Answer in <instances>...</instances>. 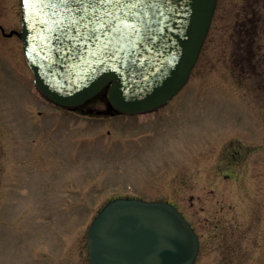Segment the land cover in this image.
I'll use <instances>...</instances> for the list:
<instances>
[{
    "label": "rangeland",
    "instance_id": "374dc122",
    "mask_svg": "<svg viewBox=\"0 0 264 264\" xmlns=\"http://www.w3.org/2000/svg\"><path fill=\"white\" fill-rule=\"evenodd\" d=\"M0 0V264H87L109 200L173 203L199 239L194 264H264V0H217L185 86L160 109H68L33 88Z\"/></svg>",
    "mask_w": 264,
    "mask_h": 264
},
{
    "label": "water",
    "instance_id": "95a60500",
    "mask_svg": "<svg viewBox=\"0 0 264 264\" xmlns=\"http://www.w3.org/2000/svg\"><path fill=\"white\" fill-rule=\"evenodd\" d=\"M216 2L114 0L85 14L61 0H20L17 34L46 100L77 107L105 89L116 111L144 113L187 82ZM86 244L88 264H194L199 249L172 203L126 197L102 207Z\"/></svg>",
    "mask_w": 264,
    "mask_h": 264
},
{
    "label": "snow or ice",
    "instance_id": "6c2138e0",
    "mask_svg": "<svg viewBox=\"0 0 264 264\" xmlns=\"http://www.w3.org/2000/svg\"><path fill=\"white\" fill-rule=\"evenodd\" d=\"M61 2L69 6V11H82L88 14L89 12L96 11L97 5L110 4L113 3L114 0H61ZM74 4L78 5L75 9L72 7ZM99 27H103V25H99Z\"/></svg>",
    "mask_w": 264,
    "mask_h": 264
},
{
    "label": "trees",
    "instance_id": "16d2710c",
    "mask_svg": "<svg viewBox=\"0 0 264 264\" xmlns=\"http://www.w3.org/2000/svg\"><path fill=\"white\" fill-rule=\"evenodd\" d=\"M101 96H104V100L106 101V98H105V95H104V91L99 93L95 98L91 99V100H94L96 99L97 97H101Z\"/></svg>",
    "mask_w": 264,
    "mask_h": 264
}]
</instances>
